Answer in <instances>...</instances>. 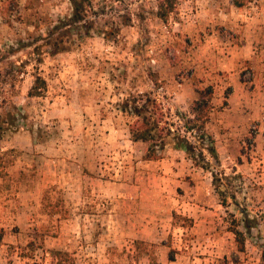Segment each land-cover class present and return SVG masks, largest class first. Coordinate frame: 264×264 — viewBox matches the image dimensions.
I'll use <instances>...</instances> for the list:
<instances>
[{"label":"rangeland","instance_id":"374dc122","mask_svg":"<svg viewBox=\"0 0 264 264\" xmlns=\"http://www.w3.org/2000/svg\"><path fill=\"white\" fill-rule=\"evenodd\" d=\"M76 1L0 0V264H264V0ZM208 85L219 165L173 136L145 159L124 101L183 133Z\"/></svg>","mask_w":264,"mask_h":264},{"label":"trees","instance_id":"16d2710c","mask_svg":"<svg viewBox=\"0 0 264 264\" xmlns=\"http://www.w3.org/2000/svg\"><path fill=\"white\" fill-rule=\"evenodd\" d=\"M71 1L74 7L72 18L79 21L82 18L81 5L83 2ZM253 1L255 0H230V3L241 7ZM172 10V4L162 5L159 15L161 18L166 19ZM45 84V80L41 76H35L28 94L39 96ZM196 93L198 96L190 106L189 115H186L185 119L183 118V129H181L183 133L179 132L180 129L175 126V122L168 121L167 115L170 114L167 111L168 109L165 110L162 103L152 94L138 93L136 96L124 101L121 110L132 117L131 122L128 124L130 137L133 141H141L145 144V159L159 158L166 139L173 136L176 146L184 150L194 164L208 169L210 163L205 155V153H208L215 164L219 165L214 138L206 131V124L215 109L212 102L214 89L212 85H208L204 88H197ZM180 115L176 114L177 117H180ZM6 123L7 118L0 116V131L5 129ZM212 177L213 181L216 180L213 172ZM232 228L238 247L242 250L245 234L236 227Z\"/></svg>","mask_w":264,"mask_h":264},{"label":"crops","instance_id":"0c3cea01","mask_svg":"<svg viewBox=\"0 0 264 264\" xmlns=\"http://www.w3.org/2000/svg\"><path fill=\"white\" fill-rule=\"evenodd\" d=\"M114 199H116V202H117L116 206H118V204H121V203H126L125 202L126 195H124V194L120 193V194L116 195V198H114ZM113 211L115 212V214H119L120 213V215H122V213H123L122 209L121 210L120 209H118V210L113 209ZM130 218H132V219L126 218L127 221H129V223L133 224V229L134 230L139 231L141 229V227H142V222H140L141 218L139 217V215L134 214V215L130 216ZM131 220H133V222H131Z\"/></svg>","mask_w":264,"mask_h":264}]
</instances>
